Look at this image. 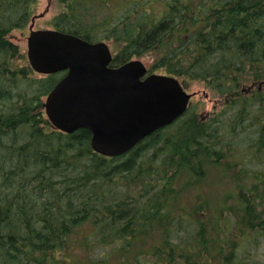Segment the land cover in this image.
Returning a JSON list of instances; mask_svg holds the SVG:
<instances>
[{"label": "trees", "instance_id": "obj_1", "mask_svg": "<svg viewBox=\"0 0 264 264\" xmlns=\"http://www.w3.org/2000/svg\"><path fill=\"white\" fill-rule=\"evenodd\" d=\"M38 3L0 0V264H84L92 248L105 251L115 243L119 252L128 251L150 236L155 225L179 227L167 222L166 205L175 194L171 187L180 191L197 180L180 176H187V166L198 160L199 151L211 154L213 164H222L235 157L236 150L227 144L222 151L221 122L212 117L200 121L198 113H189L191 107L174 124L115 158L93 150L88 130L67 134L55 129L43 97L62 74L36 76L11 41L14 31L30 26ZM58 3L62 11L54 17L53 29L90 42L114 40L122 45L113 67L159 52L150 72L164 70L183 79L184 87L206 82L225 98L226 108L235 111L227 131L243 126L256 136L248 134L246 149L264 153V92L258 89L264 85V0ZM180 122L182 129L172 138L166 136ZM185 127L192 139L181 145L175 139L188 135ZM171 176L181 181L173 186ZM255 177L252 185L234 184L237 204L230 209L250 226L234 232L245 237L264 235V171ZM199 210L209 219L203 207ZM181 219L191 223L182 213L176 221ZM222 232L231 234L233 227ZM193 233L189 246L171 244V236L160 241L139 264H195L205 250L202 244L216 232L205 227ZM227 244L235 243L228 237ZM109 250L111 255L113 248ZM118 264H126L123 255Z\"/></svg>", "mask_w": 264, "mask_h": 264}, {"label": "water", "instance_id": "obj_2", "mask_svg": "<svg viewBox=\"0 0 264 264\" xmlns=\"http://www.w3.org/2000/svg\"><path fill=\"white\" fill-rule=\"evenodd\" d=\"M35 22L28 38L31 67L42 75L66 73L44 103L48 119L67 134L90 131L96 153L123 156L188 110L194 94L177 77L149 74L141 60L112 67L107 42L35 30Z\"/></svg>", "mask_w": 264, "mask_h": 264}, {"label": "rangeland", "instance_id": "obj_3", "mask_svg": "<svg viewBox=\"0 0 264 264\" xmlns=\"http://www.w3.org/2000/svg\"><path fill=\"white\" fill-rule=\"evenodd\" d=\"M38 2L34 29H53L52 21L55 16L60 14L62 6H60L58 0H52V3H50L49 0H38ZM44 13H46V15L41 17ZM30 26L24 32L19 30L14 31L11 38V41L20 48L19 58L25 55L28 62ZM105 41L110 45L114 55L120 52L122 45H119L114 40ZM159 56V52H149L142 57H135L133 60H141L150 68ZM20 60L21 62L23 61L22 58ZM152 73L166 74L164 70L153 71ZM38 75L42 74L37 73L36 76ZM180 80L183 82V79ZM186 90L188 93L194 94L189 113H198V120L200 121L204 120L205 117H212L213 121L218 119L221 122L218 123L217 127H219L218 131L223 140L221 146L222 151H225L227 144L233 147L236 150V156L232 157V159L233 161L237 160L239 164L232 165L231 168L227 166L228 161L222 164H213V162H210L211 154L207 155L208 152L204 150L199 151L197 154L198 160L192 161L190 165L187 166V176L185 172L180 176L181 180L184 177H186V180H197L192 185L183 187L180 191L171 187L173 191H175V194L172 197V201L168 202L166 205L170 208L169 213H166L168 216L167 222H170L168 226L176 224L179 227L171 230L169 229L171 227L163 228L160 227L163 225H155L157 228L151 230L153 233H151L150 236L146 237L143 241L134 242L128 251L119 252L115 243H111L109 246V248H113L111 255H109V248H106L105 251L98 247L92 248L87 251L88 255L85 258L84 264H96L99 261H103L105 264H118L122 255L125 257L126 264L145 263L146 261L144 260H146L145 257L148 255L147 252L149 248L157 246L160 241L163 242L171 236L174 240L171 244L189 246V240L194 236L193 232H195V230L196 232L200 231L205 227L211 228L216 234H211L212 237H210V240H207L208 243L202 244L205 250L202 251V258H198L195 264H264V235L253 234L245 237L243 233L234 232V229L237 227L245 228L250 226L245 224L244 220L236 216L230 209L237 204L235 202L236 191L234 184H253V180L256 178L255 174L264 171V153L259 150L250 153V150L246 149L245 138L248 137V134L254 137L256 136L249 130L243 129V126L235 130V132H232L233 130L227 131L228 127L231 126V118L235 117V111L233 108L228 110L224 104L225 98L220 97V95L210 88L206 82H188ZM261 91L264 92V85H262ZM245 92L247 94L250 93L246 90ZM46 99L47 96H44V103ZM259 121L261 125V121L263 120ZM181 122L179 125H176L174 129L168 130L166 136L172 138V135L177 130L182 129L183 125ZM183 130L189 132L185 137H177V139H175V141H178L180 144L184 141L189 142L192 139V136H190L192 134L190 128L185 127ZM189 133L191 134L189 135ZM217 147L218 146H216V148ZM153 153H156V151L152 152V154ZM241 171H248L251 174L245 176L240 174ZM174 172L175 170L172 171L171 174H174ZM238 175H240L239 178H245L246 180L238 181ZM177 176L175 178H173V176L169 177L171 185L175 186L181 181H178ZM138 188L139 187H133L135 192L138 191ZM145 200L149 201L148 198ZM202 204H204V206H202ZM199 207H203L206 214L211 215L209 219H207V216L201 215ZM223 211L225 215L222 214ZM180 213L183 214V217L190 219L191 223L184 219L176 221ZM164 221H166V219H164ZM225 227H233L234 233L226 234L222 232ZM106 231L107 229L103 230V235ZM228 237L235 243L233 246L227 244ZM97 239L98 237L91 239V241H96ZM186 241H188V243H186Z\"/></svg>", "mask_w": 264, "mask_h": 264}, {"label": "flooded vegetation", "instance_id": "obj_4", "mask_svg": "<svg viewBox=\"0 0 264 264\" xmlns=\"http://www.w3.org/2000/svg\"><path fill=\"white\" fill-rule=\"evenodd\" d=\"M258 89H259V91H261V90H262V85H259V86H258ZM249 92H250V93H251V92H254V90H249ZM227 164H229L230 166H228V167L231 168L232 165H236V164L238 165L239 162H237V160H234V161H233L232 156H231L230 159H229V161L227 162ZM240 170H241V169H240ZM240 174L245 175V174L243 173V171H241ZM239 176H240V175L237 176L239 181H244V180H246L245 178H241V180H240ZM254 180H255V179H254ZM254 180H253V181H254Z\"/></svg>", "mask_w": 264, "mask_h": 264}, {"label": "bare ground", "instance_id": "obj_5", "mask_svg": "<svg viewBox=\"0 0 264 264\" xmlns=\"http://www.w3.org/2000/svg\"><path fill=\"white\" fill-rule=\"evenodd\" d=\"M26 4V3H25ZM27 12V11H26ZM2 66V65H1ZM24 77V76H23ZM23 79V78H22ZM48 95V94H47ZM198 106V105H197ZM193 107V106H192ZM196 109V108H195ZM190 111V110H189ZM222 128V127H221ZM221 130V129H220ZM225 137V136H224ZM239 158V157H238ZM259 162V161H258ZM9 179V178H8Z\"/></svg>", "mask_w": 264, "mask_h": 264}]
</instances>
